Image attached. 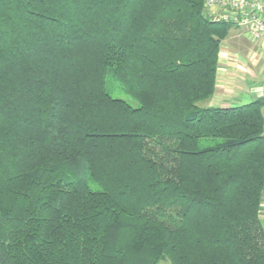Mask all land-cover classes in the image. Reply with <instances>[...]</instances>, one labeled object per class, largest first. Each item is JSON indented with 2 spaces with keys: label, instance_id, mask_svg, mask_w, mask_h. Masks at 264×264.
Returning <instances> with one entry per match:
<instances>
[{
  "label": "trees",
  "instance_id": "1",
  "mask_svg": "<svg viewBox=\"0 0 264 264\" xmlns=\"http://www.w3.org/2000/svg\"><path fill=\"white\" fill-rule=\"evenodd\" d=\"M204 2L0 0V264H264V100L206 105Z\"/></svg>",
  "mask_w": 264,
  "mask_h": 264
},
{
  "label": "crops",
  "instance_id": "2",
  "mask_svg": "<svg viewBox=\"0 0 264 264\" xmlns=\"http://www.w3.org/2000/svg\"><path fill=\"white\" fill-rule=\"evenodd\" d=\"M217 64L215 92L207 106L233 107L264 100V37L253 40L243 28H232L221 44ZM261 112L264 124V104ZM259 221L264 232V189Z\"/></svg>",
  "mask_w": 264,
  "mask_h": 264
},
{
  "label": "built area",
  "instance_id": "3",
  "mask_svg": "<svg viewBox=\"0 0 264 264\" xmlns=\"http://www.w3.org/2000/svg\"><path fill=\"white\" fill-rule=\"evenodd\" d=\"M204 8L213 20L233 23L253 40L264 37V0H205Z\"/></svg>",
  "mask_w": 264,
  "mask_h": 264
},
{
  "label": "rangeland",
  "instance_id": "4",
  "mask_svg": "<svg viewBox=\"0 0 264 264\" xmlns=\"http://www.w3.org/2000/svg\"><path fill=\"white\" fill-rule=\"evenodd\" d=\"M231 30H232V28H231ZM231 30H230V31H231ZM109 93H110L112 96H114V97H122V98H124V99H126V100L129 101V98H128L126 95H124V94L122 93V91H121L118 87H116V86H110V87H109ZM158 264H168V262H166V261H161V262H159Z\"/></svg>",
  "mask_w": 264,
  "mask_h": 264
}]
</instances>
